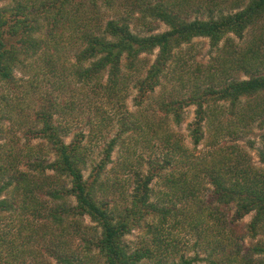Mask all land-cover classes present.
<instances>
[{
	"label": "trees",
	"instance_id": "obj_1",
	"mask_svg": "<svg viewBox=\"0 0 264 264\" xmlns=\"http://www.w3.org/2000/svg\"><path fill=\"white\" fill-rule=\"evenodd\" d=\"M226 2L11 0L0 7V84L20 92L15 103L11 93L0 96V139L14 134L0 145V264H27L28 258L49 264L42 254L39 260L38 246L59 264H264V241L247 252L241 246L248 236H264V167L254 166L237 142L247 120H260L264 130V0H236L228 13ZM191 15L197 18L189 20ZM149 19L168 29L155 33ZM132 23L143 31H133ZM248 29L256 31L245 47L230 37L243 38ZM196 38L210 39L219 50L214 65L189 66ZM156 51L150 64L143 56ZM21 67L28 79L16 76ZM240 72L248 78H238ZM163 83L171 89L165 86L146 107ZM178 85L190 86V93L181 95ZM135 89L133 111L127 100ZM27 103L34 118L26 114ZM227 104L237 120L219 117L206 137V119L223 115ZM85 106L89 133L78 132L67 143L74 130L68 118ZM189 106H196L189 124L193 148L170 128V121L182 123ZM116 125L85 178L94 148ZM18 133H24V146ZM38 139L45 144H34ZM155 144L162 155L138 157V148ZM119 145L118 168L106 175ZM260 157L264 165V150ZM156 179L159 190L152 186ZM130 182L135 186L128 195ZM250 214L244 227L240 221ZM86 216L94 226L84 225ZM136 230L141 239L127 244ZM183 231L197 236L191 248ZM196 248L207 257L182 252Z\"/></svg>",
	"mask_w": 264,
	"mask_h": 264
},
{
	"label": "rangeland",
	"instance_id": "obj_2",
	"mask_svg": "<svg viewBox=\"0 0 264 264\" xmlns=\"http://www.w3.org/2000/svg\"><path fill=\"white\" fill-rule=\"evenodd\" d=\"M224 1H227V2H226V6H225L226 8L223 9V11L225 13L234 11V10L229 9V8H231L234 5L236 0H224ZM10 2H11V0H3L0 2V7H4L7 4H9ZM106 11L108 13V14L106 13L107 18H111L113 16L112 12L108 11V10H106ZM218 12L219 11L215 12L214 15H218ZM196 18H197L196 15H191L189 20H194ZM201 18H203V17H201ZM149 20L153 21L152 25L156 28L155 33L164 32L168 29V26L164 22H162L161 20H156V21L153 19H149ZM131 25H132L133 31H135L136 33H140L143 31L142 30L143 27L136 25L135 23H132ZM256 29H257V31L256 30L255 31L257 33L261 32L260 28L257 27ZM255 31L253 29H248L245 32L243 38H239L234 34H231L230 37L234 39L235 43H237L241 47H245L249 44V41L252 38H254ZM258 35H260V34H258ZM224 44H225V40L220 44V48L223 47ZM193 45H194V47H193V49H191V56L193 55L192 58L194 57L195 60L191 61L189 63V66L193 65V64H195V66L198 64H201V65H204L206 67L208 65H212V64L214 65L215 62H217V59L219 57V50L217 48L212 47L210 39H208V38H196L193 41ZM157 53H158V51H156L152 55L147 54V55H144L143 57L150 60V64H151L156 59ZM15 73H16V76L18 78H21V79H23V78L28 79V77H29V76H26L25 70L22 69V67L17 69ZM28 75H31V74H28ZM237 75H238L237 77L240 78L241 80L248 78V76L244 72H240ZM21 79H19V80H21ZM47 86H49V85L44 83V87H47ZM162 86H163V88L157 87L155 93L151 95V97H152L151 99H147V101L144 103V105L146 107H149L152 103H154V99L159 96L160 92L162 93L165 91V89H164L165 86H167V91H169V89H171V85L168 86V85H165V83H163ZM177 88L179 89L178 91H181L180 94L183 96L188 95L190 93V89H191L190 86H188V85L185 87L178 85ZM218 88H221L220 83H218ZM10 93L15 97V100L13 101V103H15L17 101L16 96L20 95L19 94L20 92L17 90H14V89H9L5 85L0 84V96L4 95V94L10 95ZM136 94H137V90L135 89L134 92L131 93L130 97L127 100V106L129 107L130 110H133V111L137 109V106H136L135 101H134ZM175 95H177V91H176ZM68 96L70 97L71 94H68ZM68 96H67V98H69ZM183 96H181V97H183ZM0 104H2V101H0ZM86 104H88V107L91 106L89 104L88 100L86 101ZM28 105H31V104L27 103L24 105L25 109H26V114H29V116L34 118L35 112H34V110L30 109V107ZM100 105H101V103H100ZM223 108H225L222 110L223 115H220V113L218 112V114L215 113V118H212L213 116L211 115V116H209V118L206 119V122L204 125L206 137H209L211 135V133H212L211 131L213 129L212 125L214 124V127L217 126V124H218L217 119L219 117L222 118L223 122H229L230 123L231 121L237 120L236 115L234 116L231 113V111L228 109V104L223 106ZM107 109H108V111H111L112 107L108 106ZM195 111H196V106H189L188 108L185 109L184 117H183L184 119H183L181 124H176L174 121H170V128H172L175 132L179 133L180 135L184 136L185 142L190 148H193L194 146L191 143V138L189 135L190 134L189 124L195 120V117H196ZM90 115H91L90 110L86 107V110L76 111V112H74V114L72 116H70L68 118L69 119L68 121L71 123V125L74 126V130L69 137L65 138V141L67 143H70L72 141V139L74 138V136L76 135V133H78V132L82 131V132H85L86 134L89 133L90 126L88 125V121H89ZM57 118H58V116H57ZM259 123H260V120H256V122H252L251 120H247L245 122V127H246L245 133L243 131V133L241 134V136L237 142L249 154V156L252 160V164H254V166H256L258 168H263L264 165L261 161L260 151L264 150V140H263L264 130L260 129ZM247 124H248V126H246ZM12 127H13V123L8 121L5 129L8 132H10L9 130ZM118 130H119V127L117 125L114 126L113 129L111 130V132L108 134V136L103 140V142L94 148L95 153H94V151H92L94 153L93 159L91 160L88 168L84 169L85 178L89 177V175H90L91 165H93V163L96 164L101 160L104 149L106 148L108 142H110V140L115 137ZM11 134L12 133H7L3 139H0V145H2V143H4V142L10 140L11 136L14 135V134H12V135ZM23 134L24 133H18L17 134L18 135L17 137H22V142H21L22 146H24L25 141H26V139L23 138L24 137ZM128 136H130V134L125 135L124 138H126ZM13 139H15V138H13ZM231 140L232 139H229L228 141H231ZM85 142H87V141H85ZM39 143L45 144V142H42V140H40V139L34 140V144H39ZM205 147H206V143L204 142L203 144H201L199 146L200 151L205 150L206 149ZM155 149H157V150L154 151ZM138 150H139L137 153L138 157L140 155H142V153H143L145 158H149L151 156V154H152V156L161 154L163 151V150H161V148L158 147V144H155L154 149L146 148V150H142L141 148H138ZM121 155H122L121 146L119 145L115 148V151L112 155L113 163L109 164L107 167V170L105 171L106 175H108L107 174L108 172H110L109 175L113 174L112 173L113 168H116L117 165L120 163ZM54 159H55V157L53 156V154H50L49 162L53 161ZM135 162L137 163V161H135ZM22 169L26 170L27 167L23 166ZM143 171L144 172L148 171L147 165L143 168ZM50 174H52V172ZM105 177L106 176H103V178H105ZM68 183H70V182H68ZM134 186L135 185L133 183H131L130 185H127V187L125 189L128 192V195H131L134 192ZM152 186L157 190L161 189L162 188L161 181L157 180V179L154 180ZM206 186L208 187V189L206 190V194L209 195L212 191V186L209 184ZM68 204L70 206H75L77 204V201L74 197H70L68 199ZM233 212H234V210L230 214V216H229L230 218L233 216ZM252 218H253V214H250V215L246 216L242 221H240V224L245 227L247 224H249L251 222ZM84 225L91 227V226H94L95 224H94V222H92L90 217L86 216L84 218ZM142 235H143L142 231L136 230L131 235L127 236L125 238V241L129 245H135L141 239ZM181 239L184 243H187V245L185 246L186 249H187V247L191 248L197 242V236L194 233H192V232L190 233L188 231L182 232ZM260 241H264V236H258L256 239H252L250 236H248L247 239L241 243V246H242L244 252H247L250 249V247H252L254 244H256L257 242H260ZM74 246L78 247V248L80 247L82 249V247L84 246V243L82 241H80L79 239H75ZM36 251H39V253H40L39 260L44 258L43 260H47L49 262V264H59L56 261V259L51 257L45 251V249L41 248L40 246H38L36 248ZM182 252L186 253V255L188 257H191V256H194L196 253H199L200 248H196L195 250H189V251L188 250L187 251L182 250ZM41 254H42L43 258L41 256ZM200 256L202 258H205V257H207V254L200 252ZM28 263H31V264L34 263L35 264V262L32 258H28L27 264ZM196 264H208V263L206 261H199Z\"/></svg>",
	"mask_w": 264,
	"mask_h": 264
}]
</instances>
